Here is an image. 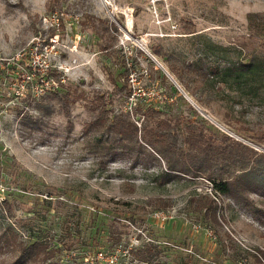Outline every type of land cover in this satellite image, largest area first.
I'll use <instances>...</instances> for the list:
<instances>
[{
    "label": "rangeland",
    "instance_id": "obj_1",
    "mask_svg": "<svg viewBox=\"0 0 264 264\" xmlns=\"http://www.w3.org/2000/svg\"><path fill=\"white\" fill-rule=\"evenodd\" d=\"M47 6L0 0V236L11 242H0V264L37 238L48 263L85 264L100 250L115 264H264V191L249 188L248 202L217 194V221L208 219L189 198L213 192L209 169L163 182L164 158L150 147L128 142L110 157L94 145L111 137L84 131L100 109L127 112L138 140L143 126L161 127L188 152L190 128L264 153V0ZM36 70L64 82L37 95Z\"/></svg>",
    "mask_w": 264,
    "mask_h": 264
},
{
    "label": "trees",
    "instance_id": "obj_2",
    "mask_svg": "<svg viewBox=\"0 0 264 264\" xmlns=\"http://www.w3.org/2000/svg\"><path fill=\"white\" fill-rule=\"evenodd\" d=\"M51 1L48 0V10H52L50 8ZM250 67L251 64L240 63L237 66V70L242 71ZM128 93L130 94V90ZM153 111L152 108H146L144 113ZM160 122L158 120L155 123L159 124ZM138 130L136 122L129 119L127 112L109 118L103 114L101 109L84 126V131L100 132V136L106 134L111 137L110 144H105L101 147H97L98 144L94 145L100 152L105 155L108 154L110 157H119L125 146L124 143H134L138 152H143L146 146L150 147L161 158H164L165 169L161 170L157 176L163 182L182 175L197 176L205 169H209L210 171L207 172L206 177L214 182L212 184L213 192L189 198V203L194 206L197 212H201L205 218L217 221V194L227 196L236 202H248L249 188L254 189L255 187L264 191V153H258L238 142L235 144L227 142L214 144L203 135L201 130L196 131L190 128L184 139L188 149V152H186L185 148L178 145L177 136L172 130L143 126L140 140L137 137ZM244 149L245 152H243ZM246 151H249L251 155L248 156L247 160H244ZM236 162L241 164L239 169H237L238 173H234L230 177H223L220 174L221 170L227 167V164H235ZM132 163L134 164L135 162ZM214 170H217V172L215 173ZM160 204L162 206L168 205L163 200H160ZM3 237L2 235L0 236V242L11 247V242L8 238L3 240ZM114 240L115 242L112 246L117 245L119 242L117 239ZM18 245V253L11 264H26L30 261L33 263L60 264L58 262H47L52 257V251L47 241L43 238H37L30 243L21 242Z\"/></svg>",
    "mask_w": 264,
    "mask_h": 264
},
{
    "label": "built area",
    "instance_id": "obj_3",
    "mask_svg": "<svg viewBox=\"0 0 264 264\" xmlns=\"http://www.w3.org/2000/svg\"><path fill=\"white\" fill-rule=\"evenodd\" d=\"M55 16V15H54ZM38 71L40 72V70H36L33 72L34 75H32L31 77H36L33 78V80H35V82L37 83L36 86V94L37 95H42L45 94L46 92H50V91H55L58 86H60V83L64 82L63 78L60 77H53V76H48L45 72L43 74H38ZM35 72L37 73V75L35 74ZM46 77V78H45ZM23 88V86H22ZM21 95H23L21 93ZM153 216L155 218L158 219H164L165 215L163 214V212H154ZM117 260V255L115 253H106L104 251H96L94 252L91 256H86L85 257V264H115Z\"/></svg>",
    "mask_w": 264,
    "mask_h": 264
},
{
    "label": "water",
    "instance_id": "obj_4",
    "mask_svg": "<svg viewBox=\"0 0 264 264\" xmlns=\"http://www.w3.org/2000/svg\"><path fill=\"white\" fill-rule=\"evenodd\" d=\"M157 62V61H156ZM158 66L162 69V71L169 76L170 79H172V77L170 76V74L166 71V69L159 63L157 62ZM174 81V80H173ZM175 83V82H174ZM175 85L179 88V86L177 85V83H175Z\"/></svg>",
    "mask_w": 264,
    "mask_h": 264
},
{
    "label": "bare ground",
    "instance_id": "obj_5",
    "mask_svg": "<svg viewBox=\"0 0 264 264\" xmlns=\"http://www.w3.org/2000/svg\"><path fill=\"white\" fill-rule=\"evenodd\" d=\"M131 22V21H130ZM153 60L156 62V60L154 59V57H153ZM157 63V62H156Z\"/></svg>",
    "mask_w": 264,
    "mask_h": 264
}]
</instances>
